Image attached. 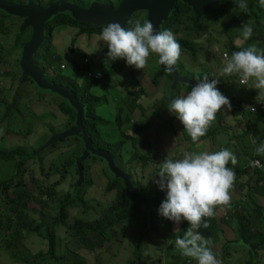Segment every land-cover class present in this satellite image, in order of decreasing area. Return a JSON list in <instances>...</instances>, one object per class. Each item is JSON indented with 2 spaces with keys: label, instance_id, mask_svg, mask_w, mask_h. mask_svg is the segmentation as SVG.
Here are the masks:
<instances>
[{
  "label": "rangeland",
  "instance_id": "obj_1",
  "mask_svg": "<svg viewBox=\"0 0 264 264\" xmlns=\"http://www.w3.org/2000/svg\"><path fill=\"white\" fill-rule=\"evenodd\" d=\"M6 1L17 4L20 0ZM42 1L46 3L48 0ZM70 1L74 4L78 2V0ZM80 1L89 2L91 0ZM98 1L103 3L115 1L116 4H120V0ZM252 2H255L253 5L254 11L258 12L259 17H256V13L250 12L252 17L246 15L242 20L243 23L251 21L254 29V35L251 39L239 40L231 36L233 30L240 29L243 23L232 27V30L226 32V26L232 19L230 13L227 12L220 19L221 22L215 26L212 25L209 31H202L205 36L201 41L194 38V42L199 47V52L194 54L191 50L181 49L180 60L175 65L183 77L193 81L202 79L205 76L209 77L210 80L219 78L220 82L217 88L231 102V111L229 112L227 108L222 109L207 133L211 131L218 132V128H221V131L213 139L203 140V143L199 144L200 146L191 141V138L184 132L183 125L167 110V104L172 100L171 92L174 80L168 76L164 80L165 87L163 89L160 87L155 88L153 85L154 77L160 68L164 69L158 63L156 54H150L145 69L133 72V68L127 66L126 61L117 60L108 64L104 63L107 52L104 54L105 44L99 40L103 26L100 29L98 27L93 28L91 32L94 33L90 34L86 31L82 33V27L79 24L59 25L57 24V18L47 23L53 26L51 38L48 42H45L46 44L41 45L33 60L42 58L46 61V64L39 63V67L45 69V77L48 81L67 85L66 79L69 78L78 86H83L84 76L86 71L89 70L88 68L94 72L105 71L110 73L111 69L118 63L123 62L125 64V70L122 73L111 75L112 85L115 81H118L119 85L110 88L106 92L100 88H93L91 91L94 95L107 100L96 111L97 115L105 121L99 123L103 141L115 147L123 140L125 135L130 139L125 140L123 153L118 157L115 149L110 151L115 156L114 160L117 168L124 173V176L112 171L107 159L99 156H92L84 163L86 175L84 177L88 180L82 179L77 166H71L67 168L69 170L67 179L57 187L54 200L42 204H30V219L34 220H29V223L35 226V224H32L33 221L37 220L39 222L41 220L52 225L58 216V211L55 209L66 195L69 193L76 195L77 184L83 187L86 186V202L69 208L70 221L71 223L77 219L95 221L104 216L117 200L118 190H109L108 186L113 180L118 179L129 188L131 194L136 195H130L133 200L129 197L132 208L136 206L141 211L130 220L115 226L112 229V235L107 236L110 241L108 240L105 243L104 248H88L69 236V228L59 226L57 227V257L39 261L34 259L35 255L40 252H49V244L40 235L46 232V228L40 233L25 230L22 244L19 247L7 248L4 241L6 237H9L7 243L15 242L17 244V240L15 235H12L15 228H7L5 208L0 202V264H141L139 258L138 262L136 260L139 246L142 252V264H184L185 260L189 261V264H196L194 260L182 257L180 252L175 249L174 244L167 243L168 240L174 239L175 235L183 236L182 227H185V221L179 225V231L176 233L174 229L177 226L156 213L155 226L161 231V234L158 236L159 232L156 229V233L154 232L152 236H146L142 243L139 242L141 245L138 244L137 246V237L146 226L145 214L150 207H148V204L152 203L151 196L153 194L151 195L150 189L147 187L143 190L141 188L143 185H138L136 181L140 179L146 185L148 181L154 179L158 167L152 164L143 171L141 165H129V162L132 156L137 153L140 155L151 154L156 163H162L173 145L175 158L181 157L186 151H218L224 148L229 149L236 155L237 164L235 166L229 164V167L234 168L237 178L234 187L237 190L230 191V204L225 206L222 212L220 210L216 212L215 216L222 222L220 230L215 231L213 242L210 243L211 248L212 250L223 251L225 257H228L227 262H225L227 264H264V247L258 249L257 252H253L242 244L244 241L241 240V234L236 230L238 225L234 215L236 211L240 210L246 213L250 216L249 222L251 227H254V233L264 234L262 224L264 217L261 218L258 212L260 207L264 212V196H258L257 203H255L252 196L248 198L247 195L245 199V194H249L250 190L249 178L254 174L252 168H247L249 163L251 165L254 162L249 161L247 154L253 155L255 149L264 144V112L263 114L251 115V106H258L264 100L257 101L259 93L258 90L253 88L254 81L250 80L247 85H241L238 76H219L225 53H228L230 57L233 52L243 50L253 44L257 48H264V7L259 5V0H252ZM78 6L88 9L89 3H80ZM251 6L249 2L247 8L250 10ZM60 18H64V16L59 15ZM146 18V12L136 13L131 24L136 20L144 22L147 20ZM0 23L5 27L4 30L0 31V149L12 150L18 146L27 147V145L30 148L35 146L38 148L52 140L55 135L62 134L74 126L67 129L71 117L66 118L64 114L60 113L59 105L60 103L63 104L61 98L43 93L30 80L25 82L21 79L20 67L17 65L21 50H18L17 53L10 51L16 33H19L22 29L21 19L7 18L4 22L0 19ZM93 26L86 25L85 27L88 29ZM186 33L188 32L185 31L184 27L180 36H185ZM238 33L241 34L237 30L234 35L240 36ZM30 34V30L27 31L24 39H28ZM236 47L239 50H235ZM85 58H88L91 63L88 65L89 67L87 66L83 70L81 68ZM62 64L66 65L65 70L60 68ZM74 64L80 65V71L72 67ZM126 84L131 85L134 89L137 87L138 91H140L138 85L141 84L145 93L141 98L142 105L134 114L130 112L133 98L128 95ZM190 89V85L180 83L181 96L185 95ZM17 95L19 97L16 103L17 107L4 120L6 104L10 103L13 97ZM241 104L244 108L246 105V114L238 117L237 110H241ZM121 107H123L124 112L120 113L119 109ZM227 117H231V119ZM118 118L121 121L118 122ZM132 137L134 140L131 139ZM253 139L256 140L255 144L252 143ZM84 147L83 141L80 142L75 137L61 139L57 141L54 148L49 147L38 154L37 151L35 159L42 158L46 170L58 168L62 171L73 160H78L81 155L80 158L83 157ZM33 150L28 152L32 153ZM255 155L257 154L255 153ZM261 157L264 158V155H260ZM247 169L249 173L244 174L242 171ZM16 171V162L0 161V182L12 179ZM26 171L27 173L24 172L25 176L23 177L27 183L26 185L28 189L37 193L38 187L31 182V178H39L43 183L38 164L33 160L28 161ZM59 179L60 175H55L52 172L49 183ZM90 179L93 185H86L87 181H91ZM242 198L245 199V202ZM151 206L154 208L153 204ZM43 212L47 215L45 220ZM148 217H151L150 212ZM151 223L149 222V226ZM4 230H6L5 233ZM5 234L6 236H4ZM231 242L233 243L229 244ZM214 250V254L219 255ZM227 253L229 256H226ZM216 257L221 263L225 260V258Z\"/></svg>",
  "mask_w": 264,
  "mask_h": 264
},
{
  "label": "trees",
  "instance_id": "obj_2",
  "mask_svg": "<svg viewBox=\"0 0 264 264\" xmlns=\"http://www.w3.org/2000/svg\"><path fill=\"white\" fill-rule=\"evenodd\" d=\"M58 0H48L46 3L43 2L42 0H24V1H18L17 3H22V4H27L29 2H35L43 7H49L50 5L56 3ZM70 3H72L70 0H66ZM98 1V0H97ZM123 0H120L119 2H122ZM250 2V4L252 5L250 10L248 8L246 9H241L237 6L238 4V0H221L220 4L218 5V7L215 8V10L201 18H198L197 14L195 13L194 9L187 3L186 0H182L179 1L174 10L172 15L162 23V29L161 30H171L176 38V41L180 44L181 49H185V50H191L194 54H197L199 52V47L197 46V44L194 42V38L196 39H200V41L202 40V38L205 36L204 34H202V31L207 30L209 31L210 27L212 25H216L217 23L221 22L220 19L222 17H224L227 12L228 14L230 13L232 19L230 20V22L227 24L226 26V32H228L229 30H232V27H235L236 25L243 23L242 20L244 19V16L249 15L252 17L250 12L256 13V17H259L258 12L254 11V7L253 5L255 4V2H252V0H246V3L248 4ZM88 4L90 5L91 1H86V2H81L80 0H78L77 4ZM74 4V3H73ZM114 6H117L118 4H116L115 2L113 3ZM89 7V6H88ZM220 14V15H219ZM64 18H60L59 16L57 17L58 21L57 24L59 25H76L79 24L81 25V32L85 33L83 31L89 32L90 34L94 33L91 32V30L93 28H97V26H93L91 24H82V23H78L74 20H72L69 16H65L63 15ZM7 18H16L13 16H10L2 11H0V19L4 22ZM21 19V18H18ZM22 19H21V23H22ZM135 22V21H134ZM133 22V23H134ZM93 26L91 28L85 27V26ZM131 26V25H130ZM102 27V26H101ZM185 27V31H187L188 33L185 34V36H180L182 29ZM4 25L0 23V31L4 30ZM46 38H45V42H48V40L51 38L52 35V29L53 26H50L48 24H46ZM98 29H100V27H98ZM238 29V28H236ZM236 29L233 30L232 35L235 39H243V37H241V34L238 33V35H234V33H236ZM31 32L32 34V30L31 29H25L23 31H19V33H16L15 38H14V43L10 49L11 52L13 53H17L18 50H22L23 46L31 39V34L29 36L28 39H24L25 35L27 33V31ZM43 43V44H44ZM46 44V43H45ZM235 50L238 49V47L234 48ZM104 54L106 52H108L107 46L105 44L104 47ZM239 50V49H238ZM39 51V50H38ZM38 54V52L36 53V55ZM19 57V56H18ZM20 58V57H19ZM124 61V60H122ZM33 62H35V64L37 66H39V63L42 64H46V61H44L42 58L37 59V60H33ZM17 65L20 67L19 64V59L17 60ZM44 67V65H43ZM72 67H74L75 70L80 71V65L79 64H74ZM89 67V66H88ZM125 64L122 63H118L116 66H114L110 73H106L105 71H97V73L101 72L103 73L104 77L101 80H95L93 79H89L86 75L84 76L85 80H84V85L83 86H78L77 83H75L74 81L70 80L69 78L66 79V81L68 82L67 85L65 84H61L64 85L68 88H70L75 95L81 99V101L83 103L86 104L87 109H88V119H87V127H88V131H89V135L93 140V143L95 145V147L99 150L102 151H113L115 149V153L116 156L118 157L120 154H122L123 152V148L125 147V140L127 138H129L128 136H124L123 140L114 146H111L110 144L106 143L103 141V137L101 134V130L99 127V123H101L103 121V119L97 115L96 111L98 109V107H100L103 102H107L106 99H103L100 96H96L92 93V89L93 88H100L103 91H109L110 88H115V86L119 85L118 81H115L114 85H112V81H111V75H115V74H120L125 70ZM61 68V67H60ZM133 68V72L134 71H140L134 67ZM177 68V66H176ZM44 71L45 69L42 68ZM90 69V68H88ZM178 69V68H177ZM61 70V69H60ZM179 70V69H178ZM180 71V70H179ZM20 72L22 75V70L20 67ZM181 73V72H180ZM44 75L46 76V72H44ZM174 74H172L171 71H166L162 68H160V70L158 71V73L156 74V76L154 77L153 80V85L154 87H160V88H164L165 87V79L169 76L172 78V80H174ZM191 80V79H189ZM193 81V80H192ZM28 82V81H27ZM31 82V81H30ZM52 84H60L58 82L55 81H49ZM196 82V81H195ZM183 84V83H182ZM185 84V83H184ZM133 85V84H132ZM186 85H190L191 84H186ZM140 87V91H138V88L136 87V89H134L131 85L126 84V89L128 90V95H131V97L133 98V103L131 104V113L134 114L135 111L140 108V106L142 105V97L145 95L143 87L140 85H138ZM129 89H133V90H129ZM133 91V92H132ZM179 92V93H178ZM180 92H182V90H180V84L177 85L176 90L174 92V94H172L171 92V99L177 98L181 96ZM180 94V95H179ZM18 95L14 96L12 101L8 104H6L5 106V115H4V120H6L10 114L12 113L13 109H15L17 107V102H18ZM63 104L60 103L59 105V111L60 113L66 118L71 117L70 123L68 124V128L73 127L76 123V118H77V112L76 110L69 106L64 100ZM264 104V103H261ZM245 105V104H244ZM237 107V106H236ZM253 107V106H251ZM241 110L238 109L237 112V116H241V115H245L246 114V105L245 108L244 106L241 104L240 106ZM258 112H252L251 111V115H258V114H263L264 111H261L260 106L258 107ZM119 112H124L123 107H121L119 109ZM262 119V118H261ZM118 122L121 121L120 118H118L117 120ZM105 122V121H103ZM125 127V124H124ZM142 130V129H141ZM211 131V130H209ZM218 132L221 131V128L217 130ZM208 132V131H207ZM218 132H209L206 133V135L204 137L200 138V141L202 142L203 140L206 139H213L215 137V135ZM150 137V136H148ZM77 138L80 142L83 141V145L85 146L84 140L81 139V136H77L75 137ZM130 139V138H129ZM131 139L134 140V138L132 137ZM57 143V142H56ZM56 143L50 145L49 147L54 148ZM46 144V143H45ZM44 145H41L40 147L36 148V146L34 148H30L28 145L27 147L25 146H18L12 150H8V149H0V161L3 162H9V161H14L16 162V167H17V171L15 173V175L13 176L12 179L8 180V181H4V182H0V202L3 204V207L5 208V213H6V218H7V228L9 227H14L15 228V232H13L12 235H15V238L17 240V244L15 242H8V238L6 237L4 240L6 242V246L7 248H12V247H19L22 242H23V232L25 230H30L32 232H38L40 233L43 229L46 228V232L45 233H41L40 235L42 236V238H44L47 243L49 244V252L45 253V252H40L39 254L34 256L35 260H39L42 261L43 259L46 258H56L57 257V227L59 226H63V227H67L69 228L68 230V234L69 236L75 240V241H79L81 243H83L84 245H86V247L88 248H104L105 243L109 240L107 236L112 235V229L117 226L122 224L123 222H126L128 220H130L131 218H133L136 214H138L141 209L140 208H136V206H134L132 208V202L130 200V198L132 199V196L130 195H135V194H131L130 190H128L129 188L120 180H113L111 183H109V190H118V198L115 201L114 205L112 208L109 209L108 212H106L104 214V216H102L101 218L95 220V221H88V220H80L77 219L75 220L73 223H71L70 221V214H69V208L70 207H75L77 204L79 203H85V190H86V186H81V185H76V187L78 188L76 195L69 193L68 195H66L65 198H63L61 200V203L59 206H57V208L55 209L56 211H58V216L55 222L52 223V225H50L49 223L45 222V221H41L39 220V222L37 220L33 221L32 224H35V226L31 225L29 223V220H34V219H30L31 215H30V204H34V203H45V202H49L51 200H54L55 194H56V190L57 187L59 185H61L63 182H65L64 180L67 179V176L69 174V170L67 168L71 167V166H77V162L80 159V157H78V160H73L69 166H66L62 169V171H60L58 168H56L55 170L53 168H50L49 170H46L44 168V161L42 158H38L35 159L36 155L35 153L37 152H43L40 151L41 148H43ZM48 147V148H49ZM117 147V148H116ZM34 149V150H33ZM85 147L83 148V155H84V151H85ZM29 150H33L32 153H29ZM111 153V152H110ZM150 153V151H149ZM249 161H254V160H260L264 163V158H260V155H255V153L252 155L247 154ZM32 157H34L32 159ZM33 160L35 163L38 164L40 171H41V178L43 180L40 181L39 178H31V182L36 185L38 187V192L35 193L32 190L28 189V186L26 185L27 183L24 180V176L25 173H27L26 171V165L27 162ZM131 164H135V165H141L143 171L150 165H154L157 166L158 171H159V166L158 164L160 163H156L154 160V157L150 155H140L135 153L130 162L129 165ZM250 163L248 164L247 168H249ZM247 170H243L242 172L244 174L249 173V171ZM252 171H254V174L250 176L249 178V185H250V190H249V194H245V199L248 195L249 197H253L255 199V203H257L256 199H258V196H264V176L262 174V172L258 171V169H254L252 168ZM25 172V173H24ZM54 173L55 175H60V179L53 182V183H49V178L51 177V173ZM24 173V174H23ZM79 173V170H78ZM80 174V173H79ZM158 174V172H156V175ZM155 175V176H156ZM87 179V178H86ZM155 179H158V177H156ZM155 179H151V181H148L146 183V185L141 182L142 180H138L136 181L138 185L142 186L141 188L146 189V187L148 189H150V193H151V197H152V203L148 204L149 210H147L146 214H145V219H146V226L145 228L140 232V234L137 237V246L139 244V242H143L144 238L148 235H151L156 231V226H155V214L158 213V209L162 203V201L165 200L166 198V192L165 191H161L159 185L155 182ZM88 180V179H87ZM91 180V179H90ZM235 181L237 182V178H235ZM86 185H93L92 180L91 181H87ZM241 186V184H240ZM233 190H237L234 185L232 187V189L230 191ZM144 192V191H143ZM136 196V195H135ZM130 197V198H129ZM45 199V200H44ZM243 199V198H242ZM245 199H243V201L245 202ZM133 200V199H132ZM41 202V203H40ZM154 206V208H152V205ZM1 208V206H0ZM225 206H218L216 209V212H218L219 210L222 212ZM247 211V210H246ZM150 212L151 217H148V214ZM258 212L260 213L261 218L264 217V212H262V208H258ZM235 215V220L237 221V228L236 230L239 231V233L241 234V240L248 242L252 245H256L259 242L264 240V234L260 233V232H255L254 233V227H251L250 222H249V215H246V213H243L241 210L240 211H236ZM43 217L44 220L47 217V215L43 212ZM207 222L209 223V227L207 229L201 227L199 229L201 235L207 239H209L211 241L212 244V240L214 238L215 235V231L216 230H220V225H221V220L214 216L213 218H206ZM27 221V222H26ZM149 222H152L151 225L149 226ZM262 224L264 226V221L262 219ZM1 225V223H0ZM14 225V226H13ZM189 227L188 222L185 221V227H182V232L184 233V231L187 230V228ZM185 228V229H184ZM158 230V229H157ZM6 230H4L5 233ZM159 234H157L158 236L161 234V231L158 230ZM223 232V231H221ZM156 233V232H155ZM6 236V234L4 235ZM21 241V242H20ZM110 241V240H109ZM141 243L139 245H141ZM233 242L229 243L232 244ZM211 244L209 245V247L211 248ZM231 246V245H230ZM212 249V248H211ZM214 250V249H213ZM141 251V248H140ZM215 252H217L219 255V257L225 258L224 262L220 264H227L225 262H227L228 257H225V254L223 253V251H217L214 250ZM228 251V250H227ZM142 253V252H141ZM252 253V252H251ZM253 255V254H252ZM137 262H138V256H139V249H137ZM226 256H229L228 253L226 254ZM191 263V262H190ZM184 264H189V261L185 260ZM192 264V263H191ZM254 264V263H251Z\"/></svg>",
  "mask_w": 264,
  "mask_h": 264
},
{
  "label": "clouds",
  "instance_id": "obj_3",
  "mask_svg": "<svg viewBox=\"0 0 264 264\" xmlns=\"http://www.w3.org/2000/svg\"><path fill=\"white\" fill-rule=\"evenodd\" d=\"M264 7V0H259ZM237 6L247 8L246 0H238ZM244 40L254 35L251 21H246L240 29ZM106 44L108 52L105 64L117 60L126 61L127 66L138 70L145 69L150 54H156L158 63L166 71H172L181 57V46L171 30H156L151 20H136L130 27H123L118 21L103 26L99 36ZM224 63L220 77L238 76L241 85L252 80L253 88L258 90L257 101L264 100V48L254 44L229 57L224 54ZM99 75V74H97ZM185 95L174 98L167 104V110L183 125L184 132L194 144L200 142L217 119L218 113L227 108L231 111V102L217 88L219 78L205 76L197 79ZM253 110H255L253 108ZM231 119V117H227ZM255 144L256 140L253 139ZM174 145L159 166L154 177L161 191L166 192L158 215L173 222L179 231V225L186 221L189 227L183 236L175 235L167 243L174 244L182 257L194 260L196 264H220L213 250L211 241L203 237L201 227L207 229L206 218L216 215L218 206H228L236 174L233 167L238 162L236 155L227 148L218 151H186L175 158ZM257 155H264V144L255 149ZM255 163V162H253Z\"/></svg>",
  "mask_w": 264,
  "mask_h": 264
},
{
  "label": "water",
  "instance_id": "obj_4",
  "mask_svg": "<svg viewBox=\"0 0 264 264\" xmlns=\"http://www.w3.org/2000/svg\"><path fill=\"white\" fill-rule=\"evenodd\" d=\"M88 9H83L78 4L70 3L66 0H58L56 3L45 8L35 2L27 4L11 3L6 0H0V11L21 18L22 29H31V39L23 46L19 64L22 70V81H31L33 85L43 93L55 95L64 100L69 106L77 112L76 123L73 128L66 130L62 134H57L52 140L48 141L41 151L47 149L50 145L70 137L82 136L85 143V153L78 161V170L82 179H86L84 163L92 156H99L107 159L112 171L124 176L115 164V156L110 152L99 150L95 147L92 138L89 135L87 127L88 109L85 103L78 98L75 93L68 87L61 84H52L49 82L42 68L33 62L34 55L38 52L46 38V24L57 18L59 15H67L72 20L91 24L97 27L104 26L110 22L118 21L123 27H130L133 16L139 12L147 13V20L155 25L156 30L162 29V23L166 21L173 13L176 4L182 0H123L118 7L102 3L97 0H91ZM187 3L194 9L198 18H201L215 10L221 0H186ZM165 69V67L162 65ZM174 74V85L172 94L180 83L195 84V81L189 80L182 76L180 71L174 67L171 71ZM82 184V183H81ZM243 245L257 252L258 249L264 247V240L258 245H252L248 242H243ZM139 262L142 264V255L139 246Z\"/></svg>",
  "mask_w": 264,
  "mask_h": 264
},
{
  "label": "built area",
  "instance_id": "obj_5",
  "mask_svg": "<svg viewBox=\"0 0 264 264\" xmlns=\"http://www.w3.org/2000/svg\"><path fill=\"white\" fill-rule=\"evenodd\" d=\"M229 55V54H228ZM91 61L88 59V58H85L83 63H82V68L81 69H85V67H87L88 65H90ZM61 69L62 70H65L66 69V65L65 64H62L61 65ZM99 74V75H97ZM85 75L89 78V79H95V80H101L103 79L104 75L103 73L99 72H94V71H91L90 69L86 71ZM260 106L261 108V111H264V104H258V106H253L251 107V111L252 112H258V107ZM253 108L255 110H253ZM255 163H252L250 166L251 168H254V169H258V171L262 172L263 176H264V163L260 160H254Z\"/></svg>",
  "mask_w": 264,
  "mask_h": 264
},
{
  "label": "flooded vegetation",
  "instance_id": "obj_6",
  "mask_svg": "<svg viewBox=\"0 0 264 264\" xmlns=\"http://www.w3.org/2000/svg\"><path fill=\"white\" fill-rule=\"evenodd\" d=\"M92 2V1H91ZM115 1H111L110 3H108V4H112L113 5V3H114ZM103 3V2H102ZM116 3V2H115ZM121 3V2H120ZM119 5V4H118ZM118 5L116 6V7H118ZM146 20V19H145ZM86 150V149H85ZM85 152V151H84Z\"/></svg>",
  "mask_w": 264,
  "mask_h": 264
},
{
  "label": "crops",
  "instance_id": "obj_7",
  "mask_svg": "<svg viewBox=\"0 0 264 264\" xmlns=\"http://www.w3.org/2000/svg\"><path fill=\"white\" fill-rule=\"evenodd\" d=\"M44 71V70H43ZM260 103H264V101L263 102H260ZM151 133H152V131H151ZM154 133V132H153ZM152 135V134H151ZM201 143H203V142H199L197 145L198 146H200L199 144H201ZM250 168H251V166H249Z\"/></svg>",
  "mask_w": 264,
  "mask_h": 264
}]
</instances>
